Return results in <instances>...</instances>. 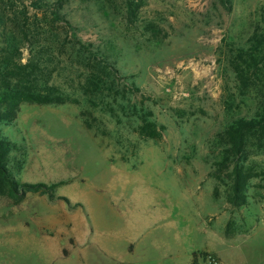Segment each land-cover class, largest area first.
<instances>
[{"label":"rangeland","instance_id":"1","mask_svg":"<svg viewBox=\"0 0 264 264\" xmlns=\"http://www.w3.org/2000/svg\"><path fill=\"white\" fill-rule=\"evenodd\" d=\"M229 1L143 0L128 25L125 0H63L72 30L48 26L29 6L27 24L49 30L42 37L68 41L74 32L118 70L120 89L140 91L23 103L14 123L0 126L18 149V181L59 183L51 198L29 192L15 204L0 196V264H190L193 252L220 264H264V149L250 154L257 176L246 205L232 208L211 176L220 132L257 106L255 89L239 92L228 53L264 24V0ZM60 68L51 82L70 90L78 73L69 62ZM141 106L162 128L159 139L137 133Z\"/></svg>","mask_w":264,"mask_h":264},{"label":"trees","instance_id":"2","mask_svg":"<svg viewBox=\"0 0 264 264\" xmlns=\"http://www.w3.org/2000/svg\"><path fill=\"white\" fill-rule=\"evenodd\" d=\"M25 1L0 0V126L12 125L23 103H76L79 98L93 102L109 96L115 99L117 96L133 97L139 93V88L133 83L128 88L126 85L120 89L121 76L118 70L93 52L91 45L82 43L74 32L65 41L60 40L58 33L55 34L58 38L42 37L49 30L36 31V25L31 27L27 24L30 6L34 10H42L43 22L48 26L51 23V26L56 24L57 30L58 26L72 30L70 22L61 12L63 0H57V6L52 10L41 0H29V5ZM221 3L229 8V0H221ZM8 5H14V8L9 10ZM142 5L143 0H125L124 11L128 25L135 24ZM45 7H48L50 20L45 19ZM35 17L38 18L36 11ZM7 21H11V29L7 27ZM67 62L70 69L78 73L77 82L70 86V90L51 82L53 72L59 66L63 69ZM228 65L241 94H248L253 89L257 91L254 114L232 120L220 132L222 154L211 170V176L226 186V202L232 208H240L246 205L250 181L257 176L256 163L250 154L254 148L264 149V24L254 25L245 46L230 47ZM140 112L138 117L141 123L137 133L143 137L159 139L162 128L147 119L150 111L145 112L141 106ZM84 124L89 127L87 121ZM17 150L16 143L5 137L0 130V196L10 198L15 204L20 203L29 192L47 194L51 198L59 183L46 185L20 182L15 178L14 169L20 168L19 161L13 165V152ZM205 255L207 252H193L190 264H200L198 259Z\"/></svg>","mask_w":264,"mask_h":264},{"label":"built area","instance_id":"3","mask_svg":"<svg viewBox=\"0 0 264 264\" xmlns=\"http://www.w3.org/2000/svg\"><path fill=\"white\" fill-rule=\"evenodd\" d=\"M203 259L207 264H220L219 260L211 253H207V255L203 257Z\"/></svg>","mask_w":264,"mask_h":264},{"label":"crops","instance_id":"4","mask_svg":"<svg viewBox=\"0 0 264 264\" xmlns=\"http://www.w3.org/2000/svg\"><path fill=\"white\" fill-rule=\"evenodd\" d=\"M149 259H142V260H140V261H148Z\"/></svg>","mask_w":264,"mask_h":264}]
</instances>
